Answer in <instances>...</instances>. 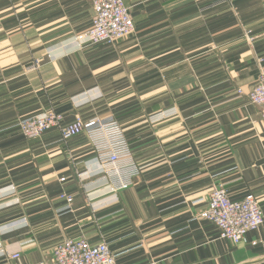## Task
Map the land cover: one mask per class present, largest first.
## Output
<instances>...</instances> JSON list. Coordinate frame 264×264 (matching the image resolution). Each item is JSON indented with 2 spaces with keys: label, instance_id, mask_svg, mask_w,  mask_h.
Returning <instances> with one entry per match:
<instances>
[{
  "label": "crops",
  "instance_id": "obj_1",
  "mask_svg": "<svg viewBox=\"0 0 264 264\" xmlns=\"http://www.w3.org/2000/svg\"><path fill=\"white\" fill-rule=\"evenodd\" d=\"M25 1L0 0V128L50 106L113 116L131 182H109L86 136L0 133V264L50 263L80 236L118 264H264V222L233 244L202 217L213 186L264 214V119L247 99L264 0H124L134 30L112 44L85 35L90 0Z\"/></svg>",
  "mask_w": 264,
  "mask_h": 264
},
{
  "label": "built area",
  "instance_id": "obj_2",
  "mask_svg": "<svg viewBox=\"0 0 264 264\" xmlns=\"http://www.w3.org/2000/svg\"><path fill=\"white\" fill-rule=\"evenodd\" d=\"M94 10L90 27L85 35L91 43L112 44L130 35L134 21L124 0H90ZM247 99L260 107L264 119V65L261 64L258 80ZM48 128H54L70 138L86 136L100 164L109 173L108 180L115 187L125 190L130 180L123 178L120 166L132 162V151L127 145L121 126L113 116L84 118L74 116L66 120L62 114H50L28 122L24 127L30 137L40 136ZM202 217L219 231V237L236 244L246 242L250 231L264 222V214L258 200L247 195L239 199L229 196L226 188L213 186L209 193L207 208ZM14 257L17 254L13 255ZM39 264H118L109 244L101 238L93 242L84 236L67 237L58 243L52 253V261Z\"/></svg>",
  "mask_w": 264,
  "mask_h": 264
},
{
  "label": "rangeland",
  "instance_id": "obj_3",
  "mask_svg": "<svg viewBox=\"0 0 264 264\" xmlns=\"http://www.w3.org/2000/svg\"><path fill=\"white\" fill-rule=\"evenodd\" d=\"M186 1L187 0H185L183 2H186ZM24 3H25V6H28L29 10L35 9L36 0H28L27 2L25 1ZM17 4H20V3L18 2ZM188 5H190V3H188ZM128 7H129V11L131 13L130 6H128ZM192 22H193V20H190L189 23H192ZM50 114H62V115H64V117H65L66 120H69V119L72 118V116L67 118V116H65V114L63 112H61V111H59V110H57V109H55V108H53V107L50 106V107H47L41 114H38L36 116H28V117H25V118H20L18 120H15L13 122H9L3 128H0V133H2V134H8L10 136H15V137L16 136L17 137H22V138H36V137H43V136L51 135V134H53V135L54 134H56V135L58 134L61 138H63V136L61 134H59V132L57 130H55L54 128H48L43 134H41L40 136H35V137H30L25 132L24 127L26 126V123L32 122V121H35V120H38V119H41V118H44L46 116H49ZM247 195L253 196L252 194H247ZM253 197H255V196H253Z\"/></svg>",
  "mask_w": 264,
  "mask_h": 264
}]
</instances>
